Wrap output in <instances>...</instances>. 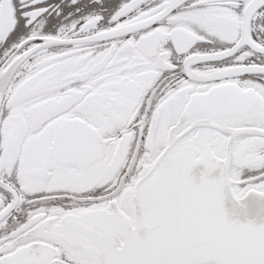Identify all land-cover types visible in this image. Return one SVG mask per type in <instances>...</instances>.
Masks as SVG:
<instances>
[{"label":"snow or ice","instance_id":"snow-or-ice-1","mask_svg":"<svg viewBox=\"0 0 264 264\" xmlns=\"http://www.w3.org/2000/svg\"><path fill=\"white\" fill-rule=\"evenodd\" d=\"M0 264H264V0H0Z\"/></svg>","mask_w":264,"mask_h":264}]
</instances>
